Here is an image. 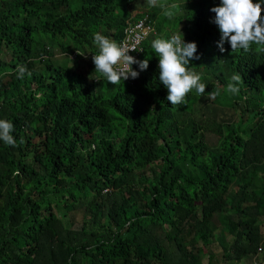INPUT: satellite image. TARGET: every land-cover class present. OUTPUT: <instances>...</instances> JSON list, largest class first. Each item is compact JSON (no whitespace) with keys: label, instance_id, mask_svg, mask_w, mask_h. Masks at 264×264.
<instances>
[{"label":"trees","instance_id":"16d2710c","mask_svg":"<svg viewBox=\"0 0 264 264\" xmlns=\"http://www.w3.org/2000/svg\"><path fill=\"white\" fill-rule=\"evenodd\" d=\"M137 2L0 0V119L16 139L0 141V264H264V50L220 52L221 0H157L162 15L134 16L156 19L147 70L94 82L82 55L98 54L95 33L118 43ZM180 32L232 119L195 110L192 91L167 101L151 44Z\"/></svg>","mask_w":264,"mask_h":264},{"label":"clouds","instance_id":"9594fccd","mask_svg":"<svg viewBox=\"0 0 264 264\" xmlns=\"http://www.w3.org/2000/svg\"><path fill=\"white\" fill-rule=\"evenodd\" d=\"M139 4L140 0L131 11L130 19L126 22L118 43L100 33L94 34V44L98 48V54L84 53L82 55L90 63L91 68L94 67L95 72L102 75L94 82L102 81L116 85L129 78L137 79L140 72L146 71L149 67V59L139 60V57L145 54L144 43L150 39L152 34L156 35V21L151 20L148 15L134 21L135 10ZM148 4L153 7L157 6V0H148ZM262 5H264V0H256L254 3L253 0H221L219 6L210 9L215 13L212 23L218 27L220 32L217 46L221 53L226 51L225 43L230 45L232 52L246 51L253 44L258 46V51L264 50V7ZM176 7V4H172L164 11V15L171 18L174 14L172 9ZM143 20L145 26L148 27V33L146 32L145 36L138 41H134L138 33L135 26ZM181 36L180 32L173 34L170 38H155L151 44L158 57L159 81L167 89L166 99L171 105H181L190 91L201 96L207 94L205 93L206 85L201 83V69L192 70L190 67L191 60L200 59L196 55L197 44L195 42L186 43ZM71 57L73 59L75 54ZM134 64L138 66L139 72L133 70ZM15 72L17 79H23L26 74L31 75L26 65H17ZM241 80L239 74H233L231 77L233 83L227 85V90L233 94L237 93ZM207 95L209 98H214L216 93L212 91ZM13 132V122L0 119V141L14 147L16 139ZM260 251L261 247L258 248L257 253ZM254 263L259 264L257 256L253 257L250 262V264Z\"/></svg>","mask_w":264,"mask_h":264},{"label":"rangeland","instance_id":"374dc122","mask_svg":"<svg viewBox=\"0 0 264 264\" xmlns=\"http://www.w3.org/2000/svg\"><path fill=\"white\" fill-rule=\"evenodd\" d=\"M138 7H142V8L148 9V11L150 13H152V15H162L163 14V10L165 9L166 5H157V6L153 7V6L148 5V0H140V4L138 5ZM262 7H264V5H262ZM154 20H156L155 17H154ZM153 35L154 34H152L150 36V40L152 39ZM56 53H57L56 54V58L59 61H64L63 55L60 52H58V51ZM151 56H152V54H150V50H146L145 54L141 55L139 57V59L140 60H144L147 57L149 59ZM205 68L206 67H202L201 68V72L204 71L206 73L207 69H205ZM107 83L108 82H104V84H107ZM197 101L198 102L196 104L195 110H198L200 107H203L205 105H207L206 108H208L211 105L210 104L211 100L207 96H200V99H198ZM211 106L212 107L210 108V110L213 111L214 117L217 118V120H228V119H232L233 118L232 113L234 112V109L228 108V107H223V106H220V105H211ZM260 223H261V232L264 234V218H262L260 220ZM209 247L213 251H218L220 249L218 244H217V241H214ZM239 264H246V262L243 263V260H241L239 262Z\"/></svg>","mask_w":264,"mask_h":264},{"label":"built area","instance_id":"2783aa9c","mask_svg":"<svg viewBox=\"0 0 264 264\" xmlns=\"http://www.w3.org/2000/svg\"><path fill=\"white\" fill-rule=\"evenodd\" d=\"M145 21H141L138 25L135 26V30L138 31V33L135 35L134 41H138L139 39L143 38L145 36V33H148V27L145 26ZM257 264V263H254Z\"/></svg>","mask_w":264,"mask_h":264}]
</instances>
